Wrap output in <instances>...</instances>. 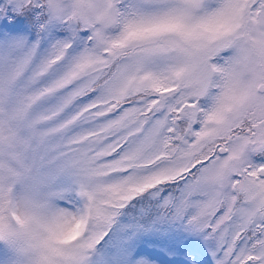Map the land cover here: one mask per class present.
<instances>
[{
  "label": "snow or ice",
  "instance_id": "snow-or-ice-1",
  "mask_svg": "<svg viewBox=\"0 0 264 264\" xmlns=\"http://www.w3.org/2000/svg\"><path fill=\"white\" fill-rule=\"evenodd\" d=\"M0 264H264V0H0Z\"/></svg>",
  "mask_w": 264,
  "mask_h": 264
}]
</instances>
